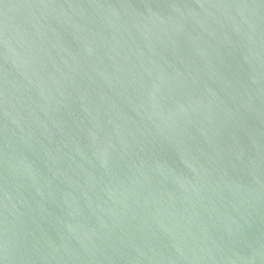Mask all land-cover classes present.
Here are the masks:
<instances>
[{
  "label": "water",
  "instance_id": "1",
  "mask_svg": "<svg viewBox=\"0 0 264 264\" xmlns=\"http://www.w3.org/2000/svg\"><path fill=\"white\" fill-rule=\"evenodd\" d=\"M0 264H264V0H0Z\"/></svg>",
  "mask_w": 264,
  "mask_h": 264
}]
</instances>
